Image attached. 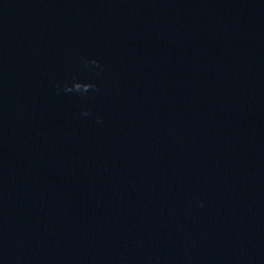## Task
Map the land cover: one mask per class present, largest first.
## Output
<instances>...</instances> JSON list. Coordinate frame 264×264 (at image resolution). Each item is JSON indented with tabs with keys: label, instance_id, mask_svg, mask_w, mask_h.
I'll list each match as a JSON object with an SVG mask.
<instances>
[{
	"label": "water",
	"instance_id": "obj_1",
	"mask_svg": "<svg viewBox=\"0 0 264 264\" xmlns=\"http://www.w3.org/2000/svg\"><path fill=\"white\" fill-rule=\"evenodd\" d=\"M0 264H264V0H0Z\"/></svg>",
	"mask_w": 264,
	"mask_h": 264
},
{
	"label": "clouds",
	"instance_id": "obj_2",
	"mask_svg": "<svg viewBox=\"0 0 264 264\" xmlns=\"http://www.w3.org/2000/svg\"><path fill=\"white\" fill-rule=\"evenodd\" d=\"M82 63L84 64L85 67H88L89 65H96L98 68H100L101 71H103L102 66L99 64V61L96 59H91L88 60L87 58H82ZM90 90H95L99 91V88L97 85L93 82H85V81H80L75 78L72 79L71 83L65 82L63 86V91L66 93H72V92H77L80 93L81 95L87 94ZM61 91V88L59 85H57V92L59 93ZM90 110H84L82 111V115L87 116L89 115ZM99 121V118H98ZM201 206H203V202H201Z\"/></svg>",
	"mask_w": 264,
	"mask_h": 264
}]
</instances>
